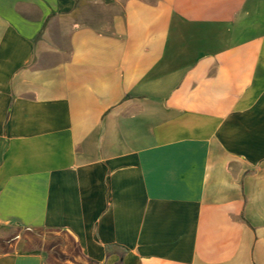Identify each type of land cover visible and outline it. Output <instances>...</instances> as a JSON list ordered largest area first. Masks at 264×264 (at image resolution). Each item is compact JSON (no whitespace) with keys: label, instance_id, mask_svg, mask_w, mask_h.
Here are the masks:
<instances>
[{"label":"crops","instance_id":"1","mask_svg":"<svg viewBox=\"0 0 264 264\" xmlns=\"http://www.w3.org/2000/svg\"><path fill=\"white\" fill-rule=\"evenodd\" d=\"M0 264H264V0H0Z\"/></svg>","mask_w":264,"mask_h":264},{"label":"rangeland","instance_id":"2","mask_svg":"<svg viewBox=\"0 0 264 264\" xmlns=\"http://www.w3.org/2000/svg\"><path fill=\"white\" fill-rule=\"evenodd\" d=\"M109 6V5H108ZM107 6V8H108ZM102 6H97L94 5L92 3H86L84 5L80 6V9L78 10V15L75 14L76 16H78V18L81 20V17H84V19L89 20L90 17H92L94 14H99L100 13V9H102ZM106 8V7H104Z\"/></svg>","mask_w":264,"mask_h":264}]
</instances>
